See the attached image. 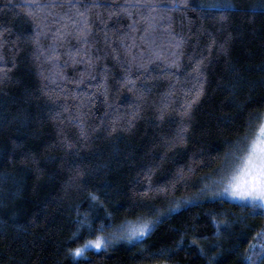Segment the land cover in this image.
Listing matches in <instances>:
<instances>
[{"label": "trees", "instance_id": "obj_1", "mask_svg": "<svg viewBox=\"0 0 264 264\" xmlns=\"http://www.w3.org/2000/svg\"><path fill=\"white\" fill-rule=\"evenodd\" d=\"M53 2L99 3L87 44L30 7ZM257 112L264 0H0V264H264V207L196 195Z\"/></svg>", "mask_w": 264, "mask_h": 264}, {"label": "snow or ice", "instance_id": "obj_2", "mask_svg": "<svg viewBox=\"0 0 264 264\" xmlns=\"http://www.w3.org/2000/svg\"><path fill=\"white\" fill-rule=\"evenodd\" d=\"M215 6H217L215 3L206 5V7ZM30 7L37 10L48 9L53 17L60 16V19L55 21L59 24L54 36L55 41H64L74 36L78 41L87 44L89 33L91 32V24L86 14H90L92 8H98L100 5L99 3L85 5L83 6L84 11H81L80 7L76 4H69V8L75 10L74 16L67 12H53V9L63 7L61 4L55 2L49 4H33ZM121 7L125 12H127L128 8H147L149 12H151L153 9L159 7V5L134 3ZM29 14L32 15L31 12ZM127 14L129 16L132 15L131 12H127ZM109 16H111V13H109ZM141 18L146 21L148 28L152 27L153 20L151 17L141 16ZM44 20L47 21L48 17L45 16ZM135 23L134 21L133 27ZM36 27L39 32L41 27L47 28V24L41 25L37 23ZM148 28H145L146 33L148 32ZM47 30L51 31L50 28ZM141 39H145V37H141ZM180 39V37H176L177 41ZM57 46L59 45L57 44ZM125 47H127V45ZM179 47L180 43L178 42L176 43V48ZM81 50L85 52L89 60L92 59L91 56L88 55L87 49ZM52 52L55 54V47L52 48ZM49 59H53V57L49 56ZM132 59L135 60L136 57L133 56ZM202 59L203 58H201V61L197 62V67L195 69L197 72H199V64L202 63ZM196 98L195 96L192 97L193 100ZM190 108L191 102H187L182 107V116L189 117ZM79 123L81 127H83V121L81 120ZM185 127L186 124L177 133V138L173 143L177 142V140L180 142L183 141ZM227 142L229 148L225 152V157L229 158V164L224 169L219 170L213 181L214 186L206 184L203 190L211 192L213 196L227 194L233 198L242 200L250 199L253 202L259 201L261 205H264V112L249 114L240 128L237 129L236 137ZM69 147H71V143H69ZM236 161H238V163H235ZM189 171H191V169H189ZM93 199H95V197H93ZM149 229L150 222L148 221L138 224H129L120 228L117 234H113L107 239L98 235L94 241H89L88 243L95 248L104 247L106 249L111 243L120 239L131 241L143 237L149 232ZM72 251L75 255H81L84 251V247H77Z\"/></svg>", "mask_w": 264, "mask_h": 264}, {"label": "rangeland", "instance_id": "obj_3", "mask_svg": "<svg viewBox=\"0 0 264 264\" xmlns=\"http://www.w3.org/2000/svg\"><path fill=\"white\" fill-rule=\"evenodd\" d=\"M223 163L221 162V164L218 166V168L213 172V173H210V174H208L205 178H203L202 180H201V182H200V185H201V187H200V189L198 190V193L196 194L197 196H207L208 198H216V197H219V198H224V199H228V200H230V201H233V202H238V203H243V204H253V203H255V204H259V205H261V203L259 202V201H255V202H253L252 200H250V199H244V200H242V199H239V198H233L232 196H230V195H227V194H224V195H220V196H213L212 194H211V192H209V191H204L203 189H204V186L207 184V185H213V181H214V179H215V177L217 176V174H218V172H219V170H221V169H224L228 164H229V158H226L225 156L223 157ZM235 163H238V161H236ZM214 186V185H213ZM261 206H263L264 207V205H261ZM138 223H142V222H135V223H125L122 227H124V226H126V225H129V224H138ZM121 227V228H122ZM118 232H119V230H118ZM117 231L115 232V231H113V232H111V233H109V234H106V235H100V236H103V237H105L106 239L107 238H109L111 235H113V234H117L118 233ZM139 238H141V237H139ZM138 238V239H139ZM95 240V239H94ZM94 240H92V241H94ZM135 240H137V239H133V240H131V241H135ZM128 241V240H127ZM89 242V241H88ZM85 243L84 245H83V247H84V251L86 250V249H88V248H92V249H100V248H95L93 245H91V244H89V243ZM101 248H103V247H101ZM84 251H83V253H84ZM83 253L81 254V255H75L74 253H73V256L74 257H78V256H82L83 255Z\"/></svg>", "mask_w": 264, "mask_h": 264}]
</instances>
